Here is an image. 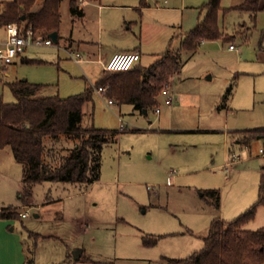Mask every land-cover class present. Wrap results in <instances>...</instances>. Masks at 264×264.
<instances>
[{"label": "rangeland", "instance_id": "obj_1", "mask_svg": "<svg viewBox=\"0 0 264 264\" xmlns=\"http://www.w3.org/2000/svg\"><path fill=\"white\" fill-rule=\"evenodd\" d=\"M4 1L0 0V8ZM168 1L169 6H176ZM203 1L189 0L195 8L185 12L142 11L141 15L134 10L135 17L140 15L143 43L148 46L143 66L167 49L176 31L174 24L184 22V30L195 24L196 6ZM43 2L38 0L36 6ZM61 16L59 43L30 48L32 59L39 62H17L9 66L11 78L3 75L0 97L5 103L15 102L9 83L21 79L50 83L42 94L61 98L79 94L83 86L97 81L103 67L77 64L58 46L74 51L82 45L95 53L103 42L115 44L119 40L117 35L110 36L107 19H116L113 28L120 30L122 12L106 11L104 40L100 35L99 41L97 21L73 22L68 0L62 3ZM221 23L229 33L226 41H213L194 53L180 52L182 69L170 83L174 101L168 105L169 95H160V113L157 108L141 112L130 104L108 108L106 99L94 93L93 102L85 106L84 126L119 130L122 116L134 130L118 133L104 147L100 180L89 187L64 182L26 187L22 164L10 148L0 149V212L10 208L17 213L0 217L3 264H14L17 247L19 251L23 245L35 251L37 264H177L170 260L187 259L204 247L214 218L232 220L258 201L264 185V155L260 153L264 138L246 144L249 138L236 135L237 144L232 136L237 130L264 128V9L256 19L234 11ZM133 30L138 35L140 25ZM73 31L76 43L72 47L66 38ZM126 33L125 37L131 36ZM180 43L174 39L172 48L179 49ZM230 44L236 49L230 50ZM230 87L232 93L224 103ZM74 144L65 137L59 142L47 140L48 150L71 149ZM209 189L220 193L219 208L213 199L202 196ZM27 210L28 217L20 216ZM263 227L264 204L245 228ZM146 238H157V242L146 246ZM68 247L73 255L69 262ZM77 248L93 261L77 262ZM50 253L57 255L51 262Z\"/></svg>", "mask_w": 264, "mask_h": 264}, {"label": "trees", "instance_id": "obj_2", "mask_svg": "<svg viewBox=\"0 0 264 264\" xmlns=\"http://www.w3.org/2000/svg\"><path fill=\"white\" fill-rule=\"evenodd\" d=\"M64 0H5L0 8V25L17 22L32 27L44 37L59 32L62 22L61 6ZM94 1V0H88ZM145 3V0H142ZM264 9L262 0H246L234 10L249 13L253 19ZM206 12L199 24L181 42L180 50H169L150 66L140 63L130 71L106 72L95 83L97 87H109L107 96L116 105H133L145 112L159 106V97L166 85L182 69L181 51L196 52L202 42L226 39L220 30L221 0H208L202 7ZM73 19L84 17L83 8L77 0L70 2ZM60 41V37L58 36ZM59 43V42H58ZM15 102L5 103L0 97V149L10 148L17 162L23 166V183L27 187L43 182L83 184L87 187L100 180L102 151L115 140L118 133L134 129L106 130L84 126L85 106L93 102L94 89L61 98L46 96L45 85L17 80L9 83ZM232 93L230 87L224 103ZM249 138L246 144L263 137L264 129H251L241 133ZM62 137L74 141L71 149L48 150L47 140L59 142ZM220 193L215 189L204 191L220 207ZM264 204V185L260 197L245 212L232 220L216 217L204 237V247L187 259L170 262L177 264H264V227L246 229L253 221L258 208ZM15 217L12 209H3L0 217ZM144 239V245L153 246L156 239ZM24 264H34L29 256Z\"/></svg>", "mask_w": 264, "mask_h": 264}, {"label": "crops", "instance_id": "obj_3", "mask_svg": "<svg viewBox=\"0 0 264 264\" xmlns=\"http://www.w3.org/2000/svg\"><path fill=\"white\" fill-rule=\"evenodd\" d=\"M68 1H69V11H70L71 0H68ZM77 1H78V4L83 8L84 17L82 19H73L72 18V21L76 22L78 20L82 24H84V22H87L88 20H91V19L93 21H97L98 28H99V32H98L99 35H98V38H96V41L100 40V35H101L102 39L104 40V37H103V33H105V30H104L105 16L104 15H105L106 11L115 10L116 12L117 11L122 12V14H123V16L120 18V21H119L120 25L122 24L120 30L113 28V23L116 19H112V18L107 19V22L111 23V25H108L109 29H107L109 31L110 36H112V35L116 36L117 35L116 36L118 38L117 40H119V41H116L115 44H113V43L105 44L103 42L102 46L97 47V50L95 51V53L87 52L85 49H83L81 47L82 45H77L76 46L77 48H74L75 49L74 51L71 49V52L75 55V57L80 59L79 63L78 62H75V63H77V64L84 63L87 65L97 64L101 67H103V63L107 62L116 53L137 52L141 55V60H142L143 51L147 50L148 46H146V44L143 43L142 29H141L142 21H141V19L139 20V18H138L140 15L137 17H135L133 15L135 13L134 12L135 9L139 10L140 14L142 15V11H144V12H146V11L147 12H158V11L159 12L160 11L170 12L172 10H178V11L180 10L182 12H185L186 10H188V8H195V7H192V4L189 3V0H174V1L172 0V2L176 3V6H174V7L169 6L168 0H165L164 3H161L159 0H145V3H142V0H117V1H122L119 3L116 2V0H94V1L77 0ZM200 1H203V0H200ZM207 2H208V0L206 2H204V1L201 2V3H203L201 5H199V3H198V6H196V7L199 10V16H197L195 24L193 23L192 25H190L188 29L184 30V28H183V26L185 24L184 22H181L182 24L181 23L180 24L178 23L177 25L174 24V29H176V31L174 30L171 33L172 38H171V41L169 43V46L167 47L166 50H164V52H162V50H160L154 54V56L156 57V60L162 54L166 53L169 50H173V51L180 50L181 43H180L179 49L175 50L172 48V41L174 39L178 38V40L182 42L183 38L188 33H190L199 24V22L205 17L206 12L202 10V7ZM245 2H246V0H221L222 11L220 12V16H219V26H220V30L223 33L224 37L227 38L229 33H228V30H226L227 28L225 27V24L221 23L222 18L225 17V19H226V17L231 12H234V11L240 12L241 14L247 13V12H242L239 10H234L235 7H239V6L243 5ZM263 3L264 2L262 0V5H263ZM129 12H131V13H129ZM130 15H131V17H130ZM139 25H140V33L137 35V32L134 31L133 29H134V27H136V28L139 27ZM243 26L244 25H242V27H240V30L244 29ZM130 30H132V31L129 32ZM120 31L122 32L121 35L118 34ZM126 31H127L126 34H131L130 37H128V36L125 37L124 32H126ZM58 36L60 37V30L58 32ZM66 40H67V42L70 41V44L73 47V44L76 43V40L74 39V31L72 33V36L69 39L66 38ZM219 40H225L226 41L227 39H219ZM78 42H83V41L78 39ZM211 42H213V41L202 42L200 48L207 46ZM62 47L67 49V50L69 49L68 47H66L64 45ZM200 48L198 50H200ZM198 50L196 52H198ZM27 52L23 56L18 58L12 65H14V64L17 65V62H20L23 65L27 62H30V63L39 62L38 60L32 59V57H34V56L32 55L31 52L30 53L29 52L27 53ZM66 54L69 56V54L67 52H66ZM140 64L142 65L141 61H140ZM145 67H147V66H145ZM7 73H8V78H11L12 76H11V72H10L9 68H8ZM103 73H104V70L98 76L97 81L101 78ZM21 80H28L31 83L45 85V88L43 91L47 90L48 86L51 85L50 83H45V82H42L41 80H36L33 78L30 80L29 79H21ZM88 87H89L88 85H85V87L83 86L84 90L82 92H84ZM46 96H50V95H46ZM56 96H59V95H56ZM244 131H247V130H244ZM244 131L243 130L242 131L237 130V132L235 131L233 133L232 138L235 140V136L241 135V133ZM260 138H263V137H260ZM234 142L237 144H240V142L237 139ZM170 183L171 182L168 181V184H170ZM27 203H29V201ZM37 215H38L37 217H40L39 214H37ZM78 251H81V253H80L79 259L75 258V260L77 262H91V261H93L88 256L85 255L84 249L77 248L75 251L76 254ZM195 252H197V251H195ZM32 255L34 257V264H37V262H35V251H33L31 253L30 249L26 248L24 245L21 246V248L19 247V251H18V247H17L16 261L14 264H24L26 262V260L28 259V257L32 256ZM55 255L56 254L50 253V255H49L50 262H51V260L55 259ZM60 255H61V253H60ZM72 256L73 255L70 253V250L68 247V251L66 253L67 262H69V260H71L73 258ZM52 263L55 264L56 261H53ZM0 264H3V262L0 261Z\"/></svg>", "mask_w": 264, "mask_h": 264}, {"label": "built area", "instance_id": "obj_4", "mask_svg": "<svg viewBox=\"0 0 264 264\" xmlns=\"http://www.w3.org/2000/svg\"><path fill=\"white\" fill-rule=\"evenodd\" d=\"M57 45L48 36L44 37L32 27H25L17 22H10L6 25H0V82H3V75L8 77V68L11 66L18 58L23 56L30 48L39 47H54ZM59 49H64L69 56L75 60V62H80V59L75 57V55L63 48L58 46ZM231 50H235L234 45H230ZM141 61V55L137 52H126V53H116L107 62L103 63V69L106 72H125L133 70ZM94 91L106 99V105L111 108L115 105L114 101L110 99L107 94L109 87H97L95 84L91 85ZM163 93L168 94L167 104H173V93L170 91V85H166ZM157 113H160V108L156 109ZM121 123V130L128 128L125 120L122 116H119ZM260 153L264 155V149H260ZM30 215L29 210L25 212H20V216L26 218Z\"/></svg>", "mask_w": 264, "mask_h": 264}, {"label": "water", "instance_id": "obj_5", "mask_svg": "<svg viewBox=\"0 0 264 264\" xmlns=\"http://www.w3.org/2000/svg\"><path fill=\"white\" fill-rule=\"evenodd\" d=\"M49 37L54 41V43H58L59 42V40H58V32L55 31V32L50 33ZM145 113H147V111H145ZM36 216H38V215L36 214ZM80 253H81V251H78L77 254H76V252L74 253L76 259L80 258Z\"/></svg>", "mask_w": 264, "mask_h": 264}]
</instances>
